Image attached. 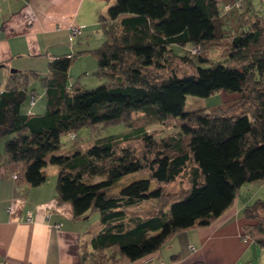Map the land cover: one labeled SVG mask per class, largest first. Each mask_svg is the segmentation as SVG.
I'll list each match as a JSON object with an SVG mask.
<instances>
[{
  "label": "trees",
  "instance_id": "obj_1",
  "mask_svg": "<svg viewBox=\"0 0 264 264\" xmlns=\"http://www.w3.org/2000/svg\"><path fill=\"white\" fill-rule=\"evenodd\" d=\"M222 3L115 0L99 18L102 45L86 52L96 62L100 85L88 88L79 78L71 80L68 71L76 56H61L46 74L12 73L0 93V140L8 138L0 167H14L17 181L38 187L48 178L45 169L54 166L57 202L69 204L75 220L98 213V230L89 233L81 264L140 260L178 233L210 226L231 209L243 185L264 184V21L246 19L249 7ZM233 10L240 11V22L249 23L240 35L225 28L224 16ZM227 39L223 64L201 55V47ZM174 46L199 52L179 55ZM175 59L192 72L175 68ZM33 80L44 92L43 114L25 110L39 96ZM221 92L237 93L239 99L224 109L184 110L187 96L205 99ZM134 114L144 125L177 121L179 130L156 142L144 125L133 122ZM117 123L127 133L55 155L61 136L74 140L81 128ZM137 174L146 178L111 192ZM178 179L187 187L166 192ZM148 202L154 203L149 210L128 212ZM261 212L263 200L242 210L248 223L256 221L245 224L243 234L259 246Z\"/></svg>",
  "mask_w": 264,
  "mask_h": 264
},
{
  "label": "crops",
  "instance_id": "obj_2",
  "mask_svg": "<svg viewBox=\"0 0 264 264\" xmlns=\"http://www.w3.org/2000/svg\"><path fill=\"white\" fill-rule=\"evenodd\" d=\"M114 1L0 0V93L12 70L43 75L49 63L61 56H76L68 71L70 78L78 72L92 74L96 62L86 52L102 45L99 18ZM72 27L80 30L69 42ZM43 93L40 89L41 99ZM44 103L35 101L25 110L40 114ZM45 172L47 180L31 187L13 179L17 174L14 167H0V264H81L83 245L88 244L89 233L98 230V221L90 222L89 217L75 220L71 206L57 202V170L47 167ZM246 205L236 199L210 226L178 233L160 250L126 264L249 262L256 244L243 234L248 223L242 215Z\"/></svg>",
  "mask_w": 264,
  "mask_h": 264
},
{
  "label": "rangeland",
  "instance_id": "obj_3",
  "mask_svg": "<svg viewBox=\"0 0 264 264\" xmlns=\"http://www.w3.org/2000/svg\"><path fill=\"white\" fill-rule=\"evenodd\" d=\"M234 1L233 0H223V5L228 4V5H233ZM238 2V3H237ZM236 2L237 4V9H243L244 11L247 10L249 7V11L246 13V19L253 18V17H258L264 21V0H238ZM249 5V6H248ZM240 13V11L233 10L229 14L224 16V21H225V28H227V32H230L231 35H240L242 32H245L249 29V23L247 22H240L237 19V15ZM227 42V43H226ZM229 40H225V42H218V45H206L201 47V55L214 62V64L217 63H222L223 60L220 58L222 56V53L225 51V47L228 44ZM228 46V45H227ZM262 49H264V40L262 41ZM174 53H177L179 55H183L184 53H187L188 51L192 54H198V49H189L188 47L185 48H180L174 46L173 48ZM255 50V49H254ZM90 56V55H89ZM91 57V56H90ZM96 64V63H95ZM173 65L175 68H181L183 66L184 69H186L188 73L192 72V68H190L187 64L182 65V63L178 60L175 59L173 61ZM210 64H204L203 67H207ZM84 75L82 76L80 72L74 73V77L71 76V80H77L78 78L81 80V82L86 85L88 88H94L100 85V81L94 76V73ZM80 76V77H79ZM82 78H85L82 81ZM38 95L40 92V86L38 83H36L33 86ZM239 99V96L237 93H217L209 98H198V97H192V96H187L186 97V102H185V107L184 110L189 112V111H197V110H206V111H213L217 108H226L232 103H235ZM36 102H44V99H41V96L36 97ZM30 102L27 104V107L30 108ZM43 104V103H42ZM45 104V103H44ZM35 110V109H34ZM44 111L40 112V114H43ZM133 118H136V121H133L137 125H144L138 118L137 114H134L132 116ZM141 119V118H140ZM139 121V122H138ZM178 123L177 121H168L165 124L161 123H151V124H146L144 125L145 131L148 135H152L153 140L156 142H160L161 139L167 138L168 136H173L176 135L178 132ZM128 129H126L125 125L123 123H117V124H110L106 126H97L95 128H90V127H84L76 131V139L71 140L67 135H63L60 138V143L61 147L58 152L55 153V155H61V154H66L69 151H72L75 147L81 146V147H87L88 145H92L93 142L96 139L108 137V136H117L121 135L123 133H127ZM8 138H3L0 140V153H3V148H4V143ZM132 148H137L139 143L138 142H131L129 143ZM56 169L54 166H49V170ZM146 178L145 174L141 175H129L126 178H123L120 183H118L116 186L112 188L113 193H118L119 190L124 187V185H127L128 183L132 181H136L138 179H144ZM94 180H99L95 178ZM154 183L151 182V188H154ZM187 187V181L184 179H178L175 183L169 185L166 187V192H169V194H172L174 192H177L183 188ZM237 199L242 200L243 204H253L257 200H263L264 201V184L260 183H252V184H245L243 185L239 191H238V196ZM144 204V205H143ZM141 203L137 208L131 209L132 211L128 212H143L145 210H149L154 203L148 202V203ZM264 217V214L261 212L260 213V218ZM99 216L98 213H93L90 215L89 220L90 222L98 221ZM259 219V218H258ZM261 220V219H260ZM249 225L251 224H256V221H251L248 223ZM253 250H255V253L253 257L245 262L244 264H264V242L259 246H253ZM243 264V263H242Z\"/></svg>",
  "mask_w": 264,
  "mask_h": 264
},
{
  "label": "built area",
  "instance_id": "obj_4",
  "mask_svg": "<svg viewBox=\"0 0 264 264\" xmlns=\"http://www.w3.org/2000/svg\"><path fill=\"white\" fill-rule=\"evenodd\" d=\"M236 6H237V4H236ZM229 8H230L229 6H226L225 7L226 10H228ZM79 30H80L79 27H72V28H70V32H69V42H72L73 41V39L75 38V36L78 34ZM34 102H35V99L32 98L31 99V104H34ZM12 177H13V179H16V174L13 175ZM27 219L30 220L29 217ZM55 227L56 228H59L60 225L57 224ZM190 249L192 250L193 248H190Z\"/></svg>",
  "mask_w": 264,
  "mask_h": 264
},
{
  "label": "water",
  "instance_id": "obj_5",
  "mask_svg": "<svg viewBox=\"0 0 264 264\" xmlns=\"http://www.w3.org/2000/svg\"><path fill=\"white\" fill-rule=\"evenodd\" d=\"M11 72H12V73H14L15 71H14V70H12Z\"/></svg>",
  "mask_w": 264,
  "mask_h": 264
}]
</instances>
